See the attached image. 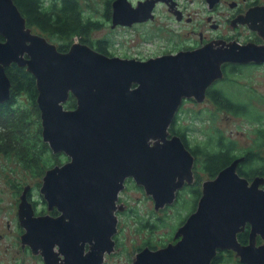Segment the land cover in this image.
Wrapping results in <instances>:
<instances>
[{
    "label": "water",
    "instance_id": "obj_1",
    "mask_svg": "<svg viewBox=\"0 0 264 264\" xmlns=\"http://www.w3.org/2000/svg\"><path fill=\"white\" fill-rule=\"evenodd\" d=\"M158 1L134 6L116 0L112 25L148 20ZM0 35V104L12 97L7 67L26 68L36 79L43 140L71 158L48 169L40 189L49 210L60 215L36 216L27 197L30 185L21 195L19 220L27 230L22 240L47 264L103 263L114 249L117 202L129 177L153 198L156 210L173 204L178 190L194 182V156L179 136L169 137L184 98L202 101L224 62L241 61L243 53L259 59L264 49L229 43L142 60L76 41L63 52L28 27L14 0H0ZM70 94L74 109L65 108ZM237 165L235 160L203 182L196 210L176 233L178 242L146 248L134 264H211L219 247L233 249L247 264H264V243L254 244L257 235L264 241V178L250 182ZM246 220L252 223L251 243L240 247L237 233Z\"/></svg>",
    "mask_w": 264,
    "mask_h": 264
},
{
    "label": "flooded vegetation",
    "instance_id": "obj_2",
    "mask_svg": "<svg viewBox=\"0 0 264 264\" xmlns=\"http://www.w3.org/2000/svg\"><path fill=\"white\" fill-rule=\"evenodd\" d=\"M100 1L104 5L103 11L100 12V14L104 17L106 23L111 25L113 30L142 25L143 29L147 27L152 28L153 33L155 34H162L166 32L169 34L170 38L172 36V31L164 29L163 25H161V23H163V17L169 18L175 26L179 27L175 30L174 35L176 49L156 53L147 57L146 55H142V60L164 54H177L183 51H193L210 45L211 47L226 48L229 43H236L235 46L239 49L252 44L264 47V0H187V3L185 0H159L151 12L153 17L142 21V23H135L132 26L121 24L113 26V4L116 0ZM130 1L134 6H136L139 1L146 0ZM94 22L100 28L105 27V23L103 21L97 20ZM100 43H105V41H98L97 45L94 42V46L92 47L96 50L105 49L103 46L101 48L98 46ZM105 50L110 52L108 49ZM257 55L259 59H250L251 56L249 53H243V59L241 61L224 62L221 67V77L207 87L205 98L202 101H199L195 96L184 98L180 109L169 128V137L179 136L186 148L194 156V163L192 167L194 182L192 184L186 183L182 189L178 190L174 203L179 200V195H183L185 192L189 195L190 192H193L192 186H194V188L197 186L199 177H201L202 173H204L206 177L202 180L200 186L202 194L203 182L206 179H213L216 174L219 173L217 172L212 175L210 171V165L218 159L216 156H221L219 159H223V165H225L220 170L237 160V171L241 176L247 178L250 182H252L255 178H264V109H261V107H264V49H262ZM111 56H115V54H111ZM127 57L129 56L124 55V58ZM70 103L71 105L69 106ZM186 103L191 105V111H189L190 114H193L192 118L194 119V122L189 126L187 134L185 138H183L180 134H178L180 131L177 132V130H174V124L175 122H180L178 117L181 109ZM76 104V98L73 94H70L69 100L65 104V108L74 109ZM196 106L203 108L210 107V109H202L194 114L193 111L195 112ZM205 110L211 113L210 116L214 120H217L220 113H223L224 116L220 120L223 121V124L225 125H230L226 120H231L236 121L237 127H239V123L245 122L250 125V128L246 129L245 132L243 130L240 131V129L235 132L231 130V133L227 135L225 133V126L220 123L218 127H214L212 131H209L208 133L202 126L201 136H197L196 133L198 127L195 125V121L205 113ZM179 126L180 124L176 123L175 127L178 128ZM213 132H217L219 136L217 138L214 137ZM199 141H201V143ZM58 153L63 154V164L71 160L65 152ZM256 155L259 156L257 160L254 158ZM255 163L258 164L257 167L255 166ZM259 167H262L260 168L261 170L254 172V169H259ZM261 187L264 188V183L261 184ZM142 189L145 191L142 186L137 185L132 177L126 179L125 188L120 192L117 202L121 205V208H119L116 212L118 225L117 232L113 236L115 241L114 249L111 253H105L102 264H112L111 262L113 256L119 252L120 234L123 233L125 229H123V217L128 220L129 224L130 220H132V224H137L139 227L138 230L142 231H144L145 227L154 229L161 226V224L166 225V223L163 222V216H146V213H142L141 217L137 207L135 205L130 206L129 202L123 198L124 194L129 193L130 190L142 191ZM201 194L199 198L201 197ZM31 195H33V192L31 193L29 190L27 193L29 201ZM150 198L153 200L152 197ZM42 201L45 206L43 210H38V202L35 204L32 202L33 207L35 205L37 209L36 211L34 207L36 216L49 214L57 217L60 215L57 208L49 210L48 202L44 196ZM153 203L154 209H156L154 200ZM169 206L170 205H166L164 208L156 211L164 213L163 210L167 209ZM156 211L153 213L156 214ZM140 219L142 220V227L138 225ZM186 219L177 228V230L169 233L166 240H160L159 244L155 243V241L153 242L154 238L144 237L143 243L142 240L138 238L141 240V244L133 246L127 250V259L124 264H134L138 254L146 248L157 250L166 247L169 243L178 242L180 237L176 238V233L185 223ZM8 227L11 228L10 225H8ZM130 227L132 229L131 225ZM242 228L243 229L237 233V239L240 247H245L251 243V234L253 230L251 221L246 220ZM24 230L25 232L23 231L19 237L21 242L19 245L21 246V249L17 248L19 255L14 257L12 261L14 262L13 264H47V261L40 253L34 252L30 245L23 242L22 236L27 231L25 228ZM132 232L136 233L134 230H132ZM1 236H3V234H1ZM133 241L137 244V239ZM263 243L264 241L262 238L257 235L254 240L255 246H259ZM55 250L59 251L58 247H56ZM89 251L90 247L89 245H86L84 251L85 255H88ZM27 256H29V258H27ZM61 258H64V256L62 255ZM60 263L62 264L63 260L59 259V261H54L52 264ZM211 264L247 263L243 262L241 256L233 249L219 247L216 255L211 261Z\"/></svg>",
    "mask_w": 264,
    "mask_h": 264
},
{
    "label": "rangeland",
    "instance_id": "obj_3",
    "mask_svg": "<svg viewBox=\"0 0 264 264\" xmlns=\"http://www.w3.org/2000/svg\"><path fill=\"white\" fill-rule=\"evenodd\" d=\"M80 1L82 2L83 12L87 17H91L93 21L100 20L105 23L104 28L96 27L91 32V37L96 45L98 41L104 40L105 43H102L101 46L108 49L110 51L109 53L121 57L128 55L129 57L127 58L134 57L142 59V55H146L147 57L156 53H162L165 51H170L171 49H176L174 35L175 30L179 27L175 26L169 18L163 17V23H161V25H163L164 29L172 31V36L170 38L169 34L166 32L162 34H155L153 33L152 28L147 27L143 29L142 25L113 30L111 25L106 23L104 17L100 14L104 8V5L100 0ZM185 2L187 3V0H185ZM31 28L33 32L40 33L37 32L35 28ZM42 35L44 36V34ZM80 38V36H74L73 42L80 41ZM53 39L54 38H49V41L57 44V41ZM16 99L20 105L19 107L22 109L20 111H23L25 108H27L28 99L24 95H18L16 96ZM13 105L16 104L13 103ZM190 108L191 105L186 103L183 107V113L180 112L178 118L181 125L184 127L188 125L190 126L194 122V119L192 118L193 114H188V110L191 111ZM262 108L264 109V107H261V109ZM202 109H210V107L203 108L196 106L195 112L193 110L192 111L193 113H197ZM210 114L211 113L205 110V113L201 115L203 119L200 120L198 118L195 121V125L198 127L196 133L197 136H201L202 126L206 132H209L212 131L214 127H218L220 123H224L220 120L224 116L223 113H220L217 120L212 119ZM226 121L230 124H223L225 126V133L227 135L231 133V130L235 132L236 130L240 129V131L243 130L245 132L246 129L250 128V125L245 122L239 123V127H237L236 121ZM33 129L32 121H27L23 129L14 130L12 133H9L8 129H0V134L4 136V140L0 143V264H13L14 262L12 261L14 257L19 255L17 248L21 249V246L19 245L21 244L19 237L23 231L25 232V230L20 225L18 209L24 188L27 185H30V192H33L30 201L33 202V204L38 202V210H43L45 206L42 201L43 196L40 191L43 183V177L48 169L53 168L55 165H62L64 163L63 154L54 153L48 143V154L43 155L41 159L43 165L41 168L44 170V172L41 173L38 168L30 167L29 164L24 162L25 157H20L22 153H19L21 151L18 150L15 145L16 143L22 144L24 142V137L26 138V135L30 134L31 130ZM44 158L46 161L43 163ZM205 177L206 175L202 173V176L199 177L197 184L201 185V182L203 179H205ZM18 183H22L21 185L23 186V189H21L17 194L16 185H18ZM39 183L40 187L37 188V184ZM192 190H197V187L193 188ZM150 197L143 189L142 191L130 190L129 193L124 194L123 196V198L129 202L130 206L135 205L137 207L141 217L142 213H146V216H163V222L166 223V225L161 224V226L154 229L145 227L144 231H142L138 230L139 227L137 224H132V220H130L129 224L128 220L123 217V229H125L123 233L120 234L119 252L113 256L111 262L112 264H124L127 259V250L133 246L141 244V240L143 243L144 237L152 239L154 238L153 242L155 241L157 244H159L160 240H166L169 233L177 230V228L183 223L187 216H189L196 208L198 195L193 194V192H190L189 195H187L186 192L183 193V195H179V201H176L167 209H164V213L157 212L156 209H154V203ZM35 210L37 211L36 207ZM154 211L157 213L154 214ZM8 225H10L11 228H9ZM130 225L132 226V229ZM138 225L142 227L141 219L139 220ZM132 230H134L136 233H133ZM1 234H3V236H1ZM136 239L137 244H135L133 241ZM27 258H29V256H27Z\"/></svg>",
    "mask_w": 264,
    "mask_h": 264
},
{
    "label": "trees",
    "instance_id": "obj_4",
    "mask_svg": "<svg viewBox=\"0 0 264 264\" xmlns=\"http://www.w3.org/2000/svg\"><path fill=\"white\" fill-rule=\"evenodd\" d=\"M14 2L26 18L28 27L35 28L37 32L44 34L48 39L54 38L53 40L57 41V46L60 51L65 52L70 48L73 44L74 36H80V42L94 46L91 32L98 26L91 17H87L84 14L82 2L80 0H14ZM2 39L0 35V40ZM98 46L101 48V43L98 44ZM105 49H99V51L111 55V53L107 52ZM6 70L12 82V97L9 101L0 104V129H8L9 133H12L14 130L23 129L27 121H32L34 129L31 130L30 134L26 135V138L24 137V142L22 144L16 143L15 147L21 151L19 152L22 153L20 157H25L24 162L26 164H29L30 167L38 168L42 173L44 170L41 168L43 167L41 159L43 155L48 154L49 148L42 136L40 109L37 104L38 91L36 79L26 68L19 67L17 64H12L7 67ZM18 95H24L28 99L27 108L23 111H20L22 109L16 101V96ZM13 103L16 105H13ZM181 112L183 113V108ZM189 113L188 110V114ZM199 119L201 120L203 118L200 117ZM176 123L180 124L178 128L175 127ZM188 129L189 125L184 127L180 122H175L174 124V130H177V132L180 131L178 134L183 138H185ZM213 136L217 138L219 135L217 132H213ZM3 140L4 136L0 134V143ZM199 142L201 143V141ZM216 157H218V159L210 165L212 175L219 172V170L225 166L223 165V159H219L221 156ZM254 158L257 160L259 156L256 155ZM45 161L44 158L43 163ZM255 166L257 167L258 164L255 163ZM260 168L262 167L254 169V172L261 170ZM21 184L18 183V185H16L17 194L23 189ZM200 186L201 185L197 184V190L193 191V194H197L198 198L201 194ZM39 187L40 183L37 184V188ZM193 188L194 186H192V189Z\"/></svg>",
    "mask_w": 264,
    "mask_h": 264
},
{
    "label": "clouds",
    "instance_id": "obj_5",
    "mask_svg": "<svg viewBox=\"0 0 264 264\" xmlns=\"http://www.w3.org/2000/svg\"><path fill=\"white\" fill-rule=\"evenodd\" d=\"M40 34V33H39ZM42 35V34H41ZM46 37V36H45ZM47 38V37H46ZM49 40V39H48ZM76 42V41H75ZM80 42V41H79ZM74 43V42H73ZM115 56H118V55H115Z\"/></svg>",
    "mask_w": 264,
    "mask_h": 264
}]
</instances>
